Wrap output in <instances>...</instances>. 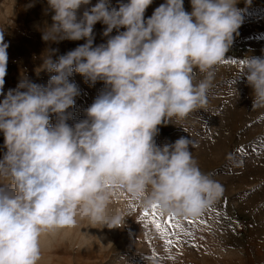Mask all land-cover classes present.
Listing matches in <instances>:
<instances>
[{
	"label": "clouds",
	"instance_id": "1",
	"mask_svg": "<svg viewBox=\"0 0 264 264\" xmlns=\"http://www.w3.org/2000/svg\"><path fill=\"white\" fill-rule=\"evenodd\" d=\"M238 2L190 0L189 13L184 0H165L145 18L153 0H47L52 23L42 40L85 43L56 61L57 49L42 54V71L55 73L46 86L23 75L7 92L9 45L0 32V264H38L41 236L78 220L118 228L123 213L111 206L119 192L178 218L197 217L222 196L191 139L160 146L155 137L158 126L207 104L213 69L243 22ZM98 22L108 39L94 46ZM241 63L253 109L264 108V57ZM75 73L104 87L86 118L69 125L80 95Z\"/></svg>",
	"mask_w": 264,
	"mask_h": 264
},
{
	"label": "rangeland",
	"instance_id": "2",
	"mask_svg": "<svg viewBox=\"0 0 264 264\" xmlns=\"http://www.w3.org/2000/svg\"><path fill=\"white\" fill-rule=\"evenodd\" d=\"M116 2L112 0L113 5ZM164 2L153 0L145 18ZM46 7L47 0H0V32L9 45L5 92L15 88L23 75L46 86L55 74L42 71L46 50L57 49L52 56L56 61L85 43L64 40L50 45L43 41L40 29L52 23ZM184 7L192 11L190 0H184ZM236 7L242 10L243 22L225 60L213 69L207 104L183 120L173 117L171 123L158 126L155 137L160 146L181 137L191 139L194 147L189 150L200 171L222 186V196L201 215L178 218L119 192L111 206L123 213L118 228L84 219L46 233L41 236L38 264H264V108L253 109L252 88L241 63L246 56L264 57V0H239ZM105 27L99 22L94 26V46L106 44ZM115 34L114 30L111 35ZM200 79L203 74L197 73ZM70 81L80 89L67 121L73 125L86 118L84 110L104 84L98 81L90 86L78 73ZM54 122L53 117L50 124ZM3 145L0 132V158ZM146 211L168 227L174 241L171 247H165L151 223L153 215L145 217Z\"/></svg>",
	"mask_w": 264,
	"mask_h": 264
},
{
	"label": "snow or ice",
	"instance_id": "3",
	"mask_svg": "<svg viewBox=\"0 0 264 264\" xmlns=\"http://www.w3.org/2000/svg\"><path fill=\"white\" fill-rule=\"evenodd\" d=\"M158 208L157 205H153L152 209H156ZM149 215H153L152 213L146 211L144 213L145 217H148ZM171 218H169V222H170ZM151 223L154 224L155 228L157 229V231L160 232L162 238L164 239V244L166 248H169L173 245L174 241L173 239H171L170 235H169V229L167 226H165L164 224H162V222L160 220H157L155 218V215H153V218L151 220ZM175 243H179V240L175 241Z\"/></svg>",
	"mask_w": 264,
	"mask_h": 264
}]
</instances>
